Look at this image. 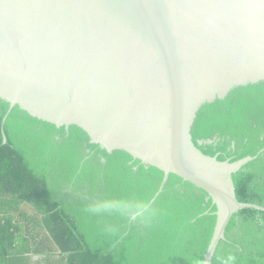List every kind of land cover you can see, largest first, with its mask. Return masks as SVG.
<instances>
[{"label": "water", "instance_id": "1", "mask_svg": "<svg viewBox=\"0 0 264 264\" xmlns=\"http://www.w3.org/2000/svg\"><path fill=\"white\" fill-rule=\"evenodd\" d=\"M261 81L264 0H0V99L163 171L156 195L169 174L204 191L216 208L204 264L234 214L264 208L232 181L254 157L206 156L191 128L203 105Z\"/></svg>", "mask_w": 264, "mask_h": 264}, {"label": "trees", "instance_id": "2", "mask_svg": "<svg viewBox=\"0 0 264 264\" xmlns=\"http://www.w3.org/2000/svg\"><path fill=\"white\" fill-rule=\"evenodd\" d=\"M9 108L0 99V204H28L40 220L32 231L0 205V264H204L216 222L204 191L169 174L156 195L163 171ZM191 136L217 161L254 157L232 181L239 202L264 208V81L203 105ZM211 264H264V210L232 216Z\"/></svg>", "mask_w": 264, "mask_h": 264}, {"label": "rangeland", "instance_id": "3", "mask_svg": "<svg viewBox=\"0 0 264 264\" xmlns=\"http://www.w3.org/2000/svg\"><path fill=\"white\" fill-rule=\"evenodd\" d=\"M7 203L4 202V204H0L1 206H5V209L6 211L8 212H17L19 211L18 213L20 215H23L24 217L26 218H30V225H26L25 223V220H23L24 218L18 216V219L24 223L27 227H29L30 229H37L36 227H38V224H35V220L36 221H39L40 220V216L33 210L32 207H30L28 204H25V203H21L20 205H13L12 204H9V203H12V199L10 198L9 200H6ZM5 204H8V205H5ZM9 206V207H8ZM10 212V213H11ZM41 236H44L43 233ZM46 255H37V256H32L31 257V263H36V262H41L44 260L43 257H45ZM51 259H54V260H58V257L55 256V255H52Z\"/></svg>", "mask_w": 264, "mask_h": 264}, {"label": "crops", "instance_id": "4", "mask_svg": "<svg viewBox=\"0 0 264 264\" xmlns=\"http://www.w3.org/2000/svg\"><path fill=\"white\" fill-rule=\"evenodd\" d=\"M20 215V214H19ZM18 216V215H17ZM18 218V217H17ZM24 218H26V217H24ZM28 221L25 223L26 225L28 224V225H30V223H29V220H30V218H28L27 219Z\"/></svg>", "mask_w": 264, "mask_h": 264}]
</instances>
